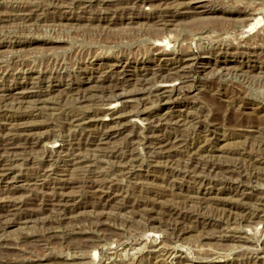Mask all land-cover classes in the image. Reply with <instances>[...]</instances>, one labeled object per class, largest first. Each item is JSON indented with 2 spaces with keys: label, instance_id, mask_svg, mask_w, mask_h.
<instances>
[{
  "label": "rangeland",
  "instance_id": "1",
  "mask_svg": "<svg viewBox=\"0 0 264 264\" xmlns=\"http://www.w3.org/2000/svg\"><path fill=\"white\" fill-rule=\"evenodd\" d=\"M0 264H264V0H0Z\"/></svg>",
  "mask_w": 264,
  "mask_h": 264
},
{
  "label": "bare ground",
  "instance_id": "2",
  "mask_svg": "<svg viewBox=\"0 0 264 264\" xmlns=\"http://www.w3.org/2000/svg\"><path fill=\"white\" fill-rule=\"evenodd\" d=\"M113 108H114V106H110L108 110H112ZM105 110H106V109H105ZM108 110H107V111H108Z\"/></svg>",
  "mask_w": 264,
  "mask_h": 264
}]
</instances>
